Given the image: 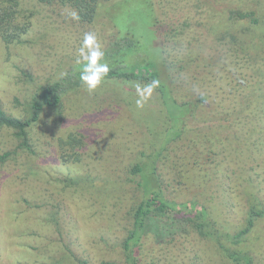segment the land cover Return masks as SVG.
I'll return each mask as SVG.
<instances>
[{
  "label": "rangeland",
  "instance_id": "1",
  "mask_svg": "<svg viewBox=\"0 0 264 264\" xmlns=\"http://www.w3.org/2000/svg\"><path fill=\"white\" fill-rule=\"evenodd\" d=\"M121 5L109 14L126 21L140 41L118 56L134 64L146 53L151 12L138 0ZM230 8L254 10L263 21L258 27L246 19L230 23ZM73 10L0 0V106L7 114L25 118L37 89L75 68L84 33H95L102 50H111V24L102 11L82 22L71 18ZM163 14L182 17L174 45L180 52L189 45L202 62L199 70L173 74L174 97L205 96L198 128L186 131L182 148L164 152L158 162L164 196L196 199L219 229L234 233L252 205L264 207V0H167ZM227 36L235 38L236 53L230 42L219 41ZM141 95L148 97L142 108L136 105ZM166 125L151 80L111 77L93 93L74 86L57 105L44 107L27 130L29 150L19 146L15 129L1 126L0 156L8 155L0 158V264H123L120 243L141 198L129 167L141 151L151 155L160 148ZM75 177L81 179L71 182ZM245 239L237 247L253 264H264V217L256 218ZM148 254V264H230L188 224Z\"/></svg>",
  "mask_w": 264,
  "mask_h": 264
},
{
  "label": "trees",
  "instance_id": "2",
  "mask_svg": "<svg viewBox=\"0 0 264 264\" xmlns=\"http://www.w3.org/2000/svg\"><path fill=\"white\" fill-rule=\"evenodd\" d=\"M37 1L46 4L56 3L71 6L79 15L78 21L82 22H91L97 13L102 11L106 20L111 24L110 43L108 46L112 51L107 49L104 51V58L108 60L107 64L110 68L106 78L122 77L125 82L137 78L139 80L148 78L152 82H157L155 85L159 90L161 102L167 112L168 125L163 126L164 138L160 148L151 155L141 151V159L132 163L129 167V174L135 178L136 185L140 189L141 198L136 206L130 210L131 227L127 230L125 237L120 243L124 258L123 264H148V253L151 246L153 244L160 246L169 243L186 224H188L190 230H194L199 236L210 238L230 264H253L249 252L241 250L237 245L246 240L245 238L248 232L252 230L256 218L264 217V207L252 205L247 211L242 228L231 233L219 229L214 220L209 218L206 206L196 199L190 202H174L164 196L163 185L158 174V162L164 152L182 148L180 142L182 135L186 131L198 128L199 118L202 116L201 111H199V105L205 98L202 95L193 101L179 102L172 93L173 74L178 71L188 70L192 66L199 70L202 64V62L197 60L199 58L198 51L191 54L189 45L186 44V48L182 52L189 55L181 56V48H177L178 45H174L176 42L175 37L181 33L180 30L184 27L183 19H180L182 17L176 16L173 19L164 17L163 8L167 6V0H138L139 7L145 5L149 7L152 20L147 25L149 27H146L148 31L144 33L146 53L143 52L141 61L129 64L119 58V52L128 49L130 46H135L140 41V37L136 38L130 32V27L126 21H122V19L114 21L109 14V11L113 9L111 6L122 4L120 7H123V2L126 0ZM228 15L231 18V21L228 20L230 23H240V21L246 19L253 26H257L263 21L258 18L254 10L230 8ZM226 38L227 40H222L219 37V41L230 42L229 46L236 53L237 42L235 38L228 36ZM242 46L241 49L245 51L247 45L242 44ZM151 48L157 53L155 59L150 57L149 50ZM173 48L177 49L178 52L173 54ZM196 52L197 54L195 55ZM77 68L78 65L75 63V68L65 71L67 73L65 77H58L41 85L32 95L29 103V113L23 119L7 114L0 106V127L6 126L15 129L16 136L19 139V146L30 149L27 130L32 123L39 119L44 107L57 105L65 92L74 86L82 85L79 73L76 71ZM255 69L260 71L257 67ZM211 113L214 115L216 111L213 110ZM222 116L229 117L228 115ZM190 123L192 124L189 125ZM197 138L200 137L190 138V142L197 140ZM77 142L80 144L81 139L79 138ZM6 155H8L7 152L0 158H4ZM80 179V177H75L71 182L77 183ZM149 245L150 247H148ZM101 264L108 263L102 262Z\"/></svg>",
  "mask_w": 264,
  "mask_h": 264
},
{
  "label": "clouds",
  "instance_id": "3",
  "mask_svg": "<svg viewBox=\"0 0 264 264\" xmlns=\"http://www.w3.org/2000/svg\"><path fill=\"white\" fill-rule=\"evenodd\" d=\"M72 19L78 20L79 15L76 11L69 13ZM105 53L102 46L98 41L95 33L87 32L83 35V41L77 52L76 64L78 68L76 71L79 73V79L82 86L88 93L95 92L107 77L110 68L104 60ZM66 72H60L59 77H65ZM156 84L157 82H153ZM151 87V86H149ZM148 97L141 95L136 100L137 107L142 108Z\"/></svg>",
  "mask_w": 264,
  "mask_h": 264
}]
</instances>
